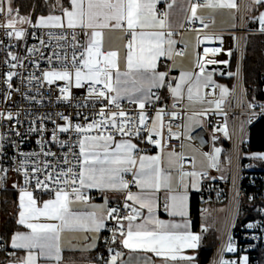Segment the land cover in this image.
I'll use <instances>...</instances> for the list:
<instances>
[{
  "label": "snow or ice",
  "instance_id": "1",
  "mask_svg": "<svg viewBox=\"0 0 264 264\" xmlns=\"http://www.w3.org/2000/svg\"><path fill=\"white\" fill-rule=\"evenodd\" d=\"M251 2L264 6V0ZM164 3L167 10L158 7L161 0H54L52 11L33 22L31 17L20 15L12 0H0V29L6 36L21 41L28 32L18 25H28L48 30V37L56 41L52 45L36 37L40 45L50 49L51 55L47 57L36 46L28 50L29 55L38 52L49 64L44 70L37 62L40 75L27 77L30 85L35 82L36 92L45 84L51 87L62 81L58 99L71 104V89L86 86L87 95L79 107L95 110L98 106L91 118L88 113H77L85 123L74 124L72 117L63 113L56 115L64 124L57 123L51 114L32 120L28 131L41 136L36 141L41 146L39 153H24L19 150V143L7 141L16 149L9 157L6 137L0 135V161L12 160L9 167L0 163V188L5 186L10 171L21 177V181L12 184L18 191L16 224L20 227L9 237L0 234V254L7 253L0 264H73L66 259L65 250L86 253L96 248L108 220L115 221V226L109 229L112 235L105 241L109 255L96 257L88 264H133V261L156 264L157 259L160 264H195V257L186 251L200 247L208 228L203 227L201 233L190 230L189 189L198 190L199 178L206 173L185 170L183 153L175 151L176 145L171 144L184 133L174 131L172 121L181 119L185 101L187 105L209 106L194 112V116H206L213 105L214 110L223 111L229 90L219 86V98L214 97L216 87L206 66L228 61L198 57V71H182L175 77L169 71L159 70L160 60L171 61L185 54L183 49L176 48L178 42L173 39L176 24L171 17L177 9L186 13L183 19L188 23L198 22L203 29H209L208 21L214 23L212 13L218 9H236L238 5L236 0H184L183 3L164 0ZM203 10H210L207 19L200 14ZM255 19L264 33V12ZM179 27L183 28L184 23ZM116 32L126 37L122 48L106 40ZM197 41H219L223 45L222 37L207 32L202 37L198 35ZM222 51V47L203 49L204 57L217 56ZM226 55L231 57L232 50ZM7 56L10 59L3 63L8 69L24 67L14 52L8 51ZM3 75L7 86L3 101L7 103L14 93L20 92L13 85L14 77L20 73L8 70ZM161 89L170 94L172 110L158 106ZM22 95L40 103L35 95ZM4 120L20 124V112L0 110V121ZM48 121L54 127L50 135L44 136L49 132ZM175 127L180 129L181 125ZM221 130L228 135L226 124ZM11 131L17 137L24 136L15 127ZM61 134H68V139H62ZM51 144L67 151L59 154L45 147ZM147 146L155 148L156 154L149 155ZM220 151L216 148L214 156L203 154L209 167L218 168ZM254 158L264 160V154ZM192 166L195 167L194 158ZM93 191L103 194V205L91 202ZM109 193L120 194L123 204L110 206ZM45 195L47 199H43ZM161 212L172 219H161ZM80 234H85L82 238L87 243L77 246L73 240ZM124 249L128 250V261L124 260ZM237 250L229 236L217 264H249L247 255L231 261L224 258L223 253Z\"/></svg>",
  "mask_w": 264,
  "mask_h": 264
},
{
  "label": "built area",
  "instance_id": "2",
  "mask_svg": "<svg viewBox=\"0 0 264 264\" xmlns=\"http://www.w3.org/2000/svg\"><path fill=\"white\" fill-rule=\"evenodd\" d=\"M39 1L48 2L49 0H34L32 12L29 17L33 22V11L36 9ZM12 6L15 7V0H12ZM159 8L166 10V4L164 0L158 5ZM248 0H238V18L237 26L231 31H223L215 36L223 38V45L219 41L202 42L197 43L195 65L193 70L198 71L196 68V62L198 57L203 59H214L217 61H225L228 63L208 64L212 66H225L227 68V74L224 76L221 70L217 68L208 69L206 66V72L211 73L214 76V86L216 91L214 93L215 98H219V86H226L229 90V95L225 98L222 105L223 111L213 110L208 112L206 116H198L199 123L194 125L190 129H187V116L193 115L194 112H198L202 107H190L185 101L184 111L181 113V119L172 121L174 131L183 132L180 140H172L171 144L176 145L175 151L183 153L185 160V170L192 171L195 167L192 166V158L190 155L185 154L184 147L189 145L196 151L201 153H207L213 156L212 150L214 147L221 148L223 153L220 155V164L218 168L207 166L205 176L200 177L202 181V187L198 191L201 199L204 201H221L225 207V218L221 234L218 242L208 264H217L220 253L224 245L227 243L229 236L232 237L233 242L237 246V252L235 253H223L224 258L227 260H236L238 257L247 255L249 257L250 251L258 249L264 250V167H260L252 156L249 150V130L252 125L258 122L264 117V101H254L250 98L248 90L245 85L244 79V67H245V43L248 35L261 34L260 28L248 27ZM18 27H24L27 29L28 35L25 39L17 41L14 38H10L4 34V30L0 29V110L7 109L13 112H20V124H16L15 121L8 122L6 120L0 121V135L6 137L5 147L7 148V154L9 157L15 154L16 149L10 142L16 141L20 144V151L24 153H39L41 146L36 143L41 136L36 133L29 132L28 129L31 126V121L36 120L37 117L45 114H51L54 119H57V123L64 124V121L59 120L57 113H63L66 116L72 117V122L85 123L83 116H78V112L88 113L94 115L97 109L82 108L79 105L84 101V97L87 95L85 88H72L73 103L69 104L59 100L60 95L58 88L63 86L62 81L56 82L51 87L46 84L40 88L39 93L36 92L35 82L32 85L28 83L27 77L30 74L40 75V71L36 68V63H39L40 69L47 70L49 64L45 58H41L39 53H33L29 55L28 50L33 46L40 48L45 57L51 55L49 48L40 45L39 40L36 38L39 36L41 39L48 41L50 44L55 45L56 41L51 40L48 35V30L35 29L28 25ZM207 32V29H203L197 22L194 24L185 23L184 27L175 31L177 49H183L182 41L186 33H198L199 36H203ZM35 33L36 35H32ZM205 47H222V51L217 56L209 54L204 57L203 49ZM231 49L232 56L228 57L226 52ZM184 50V49H183ZM12 51L18 55L23 61L24 67L17 69H8L3 63L5 59H10L7 56V52ZM70 54V53H69ZM27 57V59H24ZM176 57L173 60L161 59L160 66L164 68V71H169L170 75H173V64ZM8 70L16 71L20 73L13 79L14 88L20 89V92L13 94L12 99L7 103L3 101V94L7 91V86L4 84V73ZM232 73L233 75H229ZM210 89H204L205 92ZM22 93H26L28 96L35 95L37 100L31 101L25 99ZM160 94L162 100L158 102L159 105H164L168 110L171 109L173 100L166 89H161ZM212 99L213 97H208ZM199 105L203 107H209L208 105ZM252 105V107H249ZM125 108L129 106L124 103ZM179 111V109H177ZM31 113V115H29ZM194 116V115H193ZM47 128L48 133L44 136L50 135L51 129L54 125L48 121ZM181 125L180 129H176V125ZM227 125L228 135L225 136L221 130ZM12 127H15L20 132L24 133L23 138L15 136L11 131ZM191 136V139H187V136ZM61 138L67 140L68 134H61ZM183 144V147L180 145ZM50 147L52 151L62 154L67 149H61L55 144L45 145ZM148 154H153L157 150L151 146H147ZM204 156V155H203ZM205 157V156H204ZM44 159H51L46 157ZM206 159V157H205ZM207 165L209 161L206 159ZM4 167L12 165V160L0 161ZM225 170V174L223 173ZM214 177V179H213ZM21 181V177L17 173L10 171L8 173V179L3 188H0V196L8 191H12L18 194L17 189L12 188L14 182ZM136 189L133 188V191ZM96 192H91L92 198L96 196ZM45 195L43 199H47ZM123 201L115 203L112 207L122 205ZM255 225L253 228H248L247 225ZM115 226V221L111 220L109 225L105 227L101 232V240L99 244L96 257L103 256L108 257V246L105 243L112 233L109 229ZM113 248L116 245H112ZM7 255V253H4ZM249 264H257L256 261L251 262L249 257Z\"/></svg>",
  "mask_w": 264,
  "mask_h": 264
},
{
  "label": "crops",
  "instance_id": "3",
  "mask_svg": "<svg viewBox=\"0 0 264 264\" xmlns=\"http://www.w3.org/2000/svg\"><path fill=\"white\" fill-rule=\"evenodd\" d=\"M162 1L163 0H161V2ZM53 2H54V0H49L48 2L39 1L37 3L36 9L33 11V14H32L33 15V19L36 21L38 16L48 15L52 11L51 4ZM180 2L183 3L184 0H180ZM236 4L238 5V0H236ZM186 6L187 5L185 4V7ZM32 7L33 6H31V8H30V10H29V12L27 14H22L19 11L20 15L21 16H29V14L32 12ZM14 8L18 9L16 7V5H15ZM209 11L210 10H203L200 14L204 15L206 17V19H207V17L209 16ZM262 12H264V6L254 5V4H252L251 0H248V17H249V19L252 18L254 20ZM184 15H186V13H180L179 10L177 9L174 12L173 16L171 17V19L176 24L175 31L181 29V27H179V24L181 22H183L184 25H185V23H188L187 21H185L183 19ZM212 17L214 19V23L211 22V21H208L210 23V27H209V29H207V33L208 34L215 35V34H219V33L223 32V31H231V30L235 29L236 26H237L238 7L236 9H218L214 13H212ZM255 20H257V19H255ZM258 23H259V21H258ZM198 35H199L198 33H186L184 35L183 41H182V47L184 49V53L185 54H184L183 57H176L175 58L174 64H173V75L172 76L179 77L180 72L178 71V68H179L181 63H184L186 61L191 62L192 60L195 61L197 43H198V41H197V36ZM108 39H110V42H111V44L113 46H120L122 48V45H123V43L126 40V37H124L122 33L116 32V33H112L110 37H106V40H108ZM173 39L176 40L175 34H174ZM205 42H208V41H205ZM161 59H165V58H161ZM175 65H177L176 68H175ZM192 69L193 68H189L187 71H192ZM159 70L160 71H164V68L160 66ZM199 122L200 121L198 119V122L191 123V124L187 123V129H190L194 125H197ZM216 148H218V147H214L213 150H215ZM213 150H212V152H213ZM156 152L153 153V154H149V155H154V154H156ZM184 152H185V154L188 153L187 155H189L191 153H196L200 157L205 158V157H203V155L201 153H199L198 151H196L194 148H192L189 145H185ZM190 156L193 157L192 155H190ZM207 166H208L207 163H206V166H205L206 168H204V166L196 165V163H195V171H197V172L203 171L204 172V171H206ZM201 187H202V181L199 178L198 190L191 189V188L189 189V201H188V212H189V215H188V220L191 223L190 230L192 232H194V233H201V228L198 231H195L193 229V218H192V214H191V203H192L193 195L194 194H198V191L201 189ZM93 192H96V191H93ZM13 193L15 195L14 198L12 196ZM96 193H98V194H96V196L94 198H92L91 202L93 204H96V205H103L104 204V196H103V194H101L99 192H96ZM108 198H109L110 206H113L115 203L123 201V197L120 194H118V193H109L108 194ZM7 204L11 205V206L9 205V209L11 211L10 213L13 214L16 217L17 204H18V194L15 193V192H12V191H8V192L4 193L2 196H0V206H2L1 208L5 209L6 208L5 206ZM218 205L224 207L223 204L222 205L218 204L215 201L207 202V204L204 206L203 211L201 213V226L204 225L207 228L211 226L212 221L210 220L211 221V223H210V221H205V219H206V216L210 214V209L212 207H215V206H218ZM77 207H81V206L78 205ZM223 212H224V218H225V207H224V211ZM159 216L163 220H171L172 219L166 213H163V212H161L159 214ZM110 221L111 220H108L106 222V226L109 225ZM223 223H224V220H223ZM3 224H4V216L0 212V234H1V231H2ZM19 227L20 226L17 225V227L13 231V233ZM222 227H223V225H222ZM221 230H222V228H221ZM220 234H221V231H220V233L218 235H216L214 237V239H212L208 232L203 233L200 247L198 249H196V250L189 249V250L186 251V254L193 255L195 257V264H200L199 257H200L201 250L202 249H206V250L214 249L216 247V245H217V242H218ZM83 235H85V234H80L78 239L73 240V243L76 244L77 246L82 245L84 243H87L86 241L83 240V238H82ZM87 235L91 236L93 234L92 233H88ZM100 236H101V233H100ZM68 238L69 237H66V240ZM99 244H100V241L97 242L96 248H94L90 252H86V253H81L79 251H72V250L66 249L64 255H65L66 259L72 261L73 264H88L89 260H92V259L96 258V253L98 251ZM123 251L125 252L124 260L128 261V259H129L128 250L124 249ZM238 258L236 260H238ZM133 264H135V261H133ZM156 264H160V261L158 259L156 260ZM180 264H185V262H180Z\"/></svg>",
  "mask_w": 264,
  "mask_h": 264
},
{
  "label": "trees",
  "instance_id": "4",
  "mask_svg": "<svg viewBox=\"0 0 264 264\" xmlns=\"http://www.w3.org/2000/svg\"><path fill=\"white\" fill-rule=\"evenodd\" d=\"M33 1L15 0V5L20 13L27 14ZM248 27L256 29L260 28V25L257 20L251 18L249 19ZM244 79L250 98L254 101H264V33L257 35L250 34L246 37ZM248 138L249 150L253 158L258 154H264V117L251 126ZM255 161L260 167H264V160L255 159ZM12 196L13 198L15 197L14 193ZM207 202L202 200L198 194H194L192 197L191 214L193 218V229L195 231L201 228V213ZM215 202L221 205L223 204L221 201ZM9 205L7 204L5 209L0 206V212L4 216L1 234L5 237H9L17 227L16 217L10 213ZM213 251L214 249H202L199 257L200 264H208ZM5 257V254H0V261H4ZM249 257L251 262L256 261L257 264H264L263 249L250 251Z\"/></svg>",
  "mask_w": 264,
  "mask_h": 264
},
{
  "label": "rangeland",
  "instance_id": "5",
  "mask_svg": "<svg viewBox=\"0 0 264 264\" xmlns=\"http://www.w3.org/2000/svg\"><path fill=\"white\" fill-rule=\"evenodd\" d=\"M39 17L40 16H38L37 19ZM194 65H195V61L194 60H192L191 62L186 61V62L180 64L181 67L179 66L178 71L180 73L182 71H187L189 68H194ZM176 67H177V65H175V68ZM192 71H193V69H192ZM212 79L214 81V76L213 75H212ZM190 107H192V108L193 107H198L199 108V107H203V106H199V105H189V108ZM197 118H198L197 116L189 115V116H187L186 121H187V123H190V124L191 123H195V122H198V119ZM219 149L221 151H220V154H219V157H218V165L220 164V160H219L220 159V155L223 153V150L221 148H219ZM212 154H213V156L215 155V150H213ZM189 155H192L193 156V158L195 159L196 165L204 166V168H206L205 166H206L207 161H206L205 158L200 157L196 153H191ZM223 173L225 174V170H223ZM223 211H224V207L218 205V206L212 207L210 209V214L206 216L205 221H210V220L212 221V223L210 221L211 226L208 227V231H207L212 239H214V237L216 235H218L220 233V231H221V228H222V225H223V220H224V212Z\"/></svg>",
  "mask_w": 264,
  "mask_h": 264
},
{
  "label": "water",
  "instance_id": "6",
  "mask_svg": "<svg viewBox=\"0 0 264 264\" xmlns=\"http://www.w3.org/2000/svg\"><path fill=\"white\" fill-rule=\"evenodd\" d=\"M207 68L208 69L217 68V69L221 70V72H222V74L224 76H226V74H227V68L225 66H212V65H209V66H207ZM202 228H203V226H201V231H202Z\"/></svg>",
  "mask_w": 264,
  "mask_h": 264
}]
</instances>
